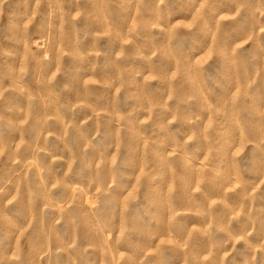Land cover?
<instances>
[{
  "label": "rangeland",
  "instance_id": "rangeland-1",
  "mask_svg": "<svg viewBox=\"0 0 264 264\" xmlns=\"http://www.w3.org/2000/svg\"><path fill=\"white\" fill-rule=\"evenodd\" d=\"M0 264H264V0H0Z\"/></svg>",
  "mask_w": 264,
  "mask_h": 264
}]
</instances>
